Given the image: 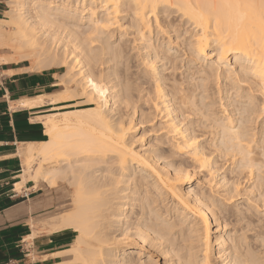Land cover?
<instances>
[{
    "label": "bare ground",
    "instance_id": "1",
    "mask_svg": "<svg viewBox=\"0 0 264 264\" xmlns=\"http://www.w3.org/2000/svg\"><path fill=\"white\" fill-rule=\"evenodd\" d=\"M8 3L6 17H0V49H9L14 55L0 57V63L29 62L23 70L33 72L65 67V72L54 73V85L65 86L66 90L75 86L69 91L71 95L88 102L86 107L45 115L41 124L47 139L27 142L17 153L23 158V168L16 189L31 180L35 190L50 192L60 187L71 192L70 209L42 220L50 234L64 230L76 233L68 252L54 254L70 257L52 264H264V252L252 250L246 234L232 237L231 243H227L230 238L222 234L220 220L229 212L221 209L223 204L213 201L210 204L203 194L196 192L190 185L191 172L175 159L180 154L185 156L209 177L221 168L206 150V133H200L193 124L188 95H181L183 82L178 87L176 79L164 74V69L157 65V60L168 59L173 72L178 68L177 57L171 58L178 53L172 52V38L166 43L160 40L173 30L179 32L177 27L193 26L185 28V33L192 31L187 67L201 62L203 65L214 57L204 71L205 81L211 82L210 86L204 85L205 91L226 95L235 90L246 97L245 104L240 105L237 101L236 105L232 102L225 105L220 99L225 117L218 126L223 127L220 138L226 152L238 150L239 166L254 174L255 168L260 170L264 166V121L257 133L252 130L251 133L247 124L254 114L260 111L262 114L255 92L264 96V0H8ZM122 12H133L130 17L137 35L135 41L142 43L143 62L150 69L147 76L154 81V107L165 112L163 134L158 135L161 138L142 149L134 146L135 137H129L135 127L131 125L132 118L126 116L130 119L126 121L118 109L119 115L115 112L116 103L119 100L123 105L120 100L131 92L132 84H127L120 97V90L116 89L119 85L104 81L100 77L103 73L97 74L98 77L90 70L91 66H97L102 53L93 43L97 39L95 33L100 35L103 49L114 51L113 58L118 61L122 52L112 47L111 40ZM173 16H178L175 23L174 18L170 21ZM85 24L89 29L82 30ZM125 34L120 33V42ZM232 57L234 66L230 67ZM117 71L103 76L109 78ZM64 92L43 93L10 104L31 109L49 104L56 108L69 99ZM210 105L207 103L205 107L210 109ZM232 105L240 114L237 122L229 115L231 112L227 114ZM143 115L140 114L139 120H144ZM256 140L259 149L253 151L250 144ZM167 157L172 159L166 160ZM261 183L256 181L257 186ZM239 185L234 182L233 188L238 190ZM258 207V203H247L248 211ZM189 215L196 225L202 224L203 241L190 248L181 244V248L176 247L175 219L183 223ZM33 232L28 238L36 236L37 232ZM157 257L163 258V263Z\"/></svg>",
    "mask_w": 264,
    "mask_h": 264
},
{
    "label": "rangeland",
    "instance_id": "2",
    "mask_svg": "<svg viewBox=\"0 0 264 264\" xmlns=\"http://www.w3.org/2000/svg\"><path fill=\"white\" fill-rule=\"evenodd\" d=\"M2 5H3V8H2V11L0 14V17L4 18V17H6L5 12L10 9V4L8 3V0H2ZM131 14H130V12L128 14H127V12L119 13V15H118V18L120 20L118 23L119 25L116 27V29L114 28L115 29L114 30L115 36L111 40V43H112L111 45H112V47L114 46V48H117L119 51L121 50V52H122L120 54V57H119L120 59L118 58V61H115L113 58L114 51L109 50V49H103L104 45L102 43V39L99 37L100 35L98 36L96 33L93 34L94 38L97 37V39H95V41L93 42L94 45H96L95 48L98 50V52L100 50H102V51H100L102 53L99 52L101 54L99 57L101 60L100 59L97 60L98 61V63H96L97 66H95V67L91 66L90 70L92 71V73L94 75H97V74L99 75V73H103L102 76H100V75L99 76L102 79H105L104 81H106V79H107V81H110L111 84L115 83V84H117V86L119 85L118 87H116V89L120 90L119 94L120 93L122 94L123 90H124V92H126L125 87L127 86V84L128 85L132 84L131 85V92L125 93V95H127L126 97H123L120 94V97L124 98V99L120 100V101H122L123 105L118 100V99H120V97L115 98L116 100H118V102L116 103V105L118 107L115 106V112L117 111L116 113L118 114V110H119L120 115L124 114L123 115L125 118L124 120H126V121H127V119L130 120L129 117L132 118L133 124L131 123V125H133L135 127H134V130H131L129 137L130 136L133 138L135 137L134 138V140H135L134 146L138 147L137 149H139V147H140V149H142L143 147L148 146L150 144L149 142H153L156 138H161L159 136H160V134H163V131H162L163 129L161 130V127L164 125L163 122H165V117H164L165 112H164V110H161L162 108L154 107L153 99H155V96H156L155 95L154 81L151 79L150 75L147 76V73L150 74V71H149L150 69L143 62L145 52L141 48L142 43L139 42L138 39H137V41H135L137 38V35H135L136 33L134 32L135 28H133L131 26V23H132ZM159 16H162V14H159ZM176 17H178V16H175V17L173 16L172 19H170V21L172 20V22H173V20L175 19L174 20V23H175ZM185 28L191 29V28H193V26H191L190 24H185L182 27H177L178 30L180 29L179 32H176L173 30L170 34L162 35V38L160 40V41H164V43H166V41H168V38H172V39H170V41H171L170 46L173 47L172 52L178 51V53L171 55V58L177 57L176 63L178 65L177 66L178 68L173 72L172 68H170L171 65H170L168 59H165L163 61L157 60L158 61L157 65L160 67V69H162V70L164 69V74L169 76L171 79L172 78L176 79L177 82H175V83H177V86L179 85L178 83L183 82L182 83L183 86H182V84L180 86V88L182 87V89H180L181 95H182V93L188 95L187 101L189 102V107H191V111H192L191 117L193 118V124L198 126L200 133H202V132L206 133V137L204 136L205 144H206V148H207L206 150H208L211 153L212 159L217 161L218 165L221 168L219 170V173H216L214 175L215 177L212 176L213 177L212 178V177H209L206 174V172H201V171H199L198 168H195L192 165V163L189 161V159L186 158L185 156H181V154H180L178 156H175V159L179 160V162L182 163L183 167H185V169H188L189 172H191V176L189 177L190 178V185L196 192L203 194L206 197V200L210 204L212 201L215 202L216 204H223L221 209L223 211L226 210V212H229V214L226 213L227 216L225 218L220 220V222L223 223V227L221 228V230L223 229L222 234L224 236L230 238V239L228 238L229 241L227 243L230 242L232 237L235 238L236 236H239V235L242 236L243 234H246V236L249 237L248 241H250L251 249L253 247L252 250H254L255 252H264V241H263V239H264V166L260 170L255 168L254 174L249 173L248 170L245 168L243 169V167L241 168L239 166L241 155L238 153V150H234V151L232 150V151L226 152V148H225L224 144H222L221 138H220V136H221L220 134H222L221 130L223 129V127L218 126V125H221V123H222L221 120H223V118L225 117V113L223 112L224 107H222L220 105V99L222 102L225 103V105L227 102H228L227 104L232 102L231 104H233V105H236L237 103L240 105L241 103L245 104L244 101L246 100V97L244 98L242 96L243 94L239 95L240 93H237L235 90H231L226 95L225 94L220 95L218 93L215 94V92H213V90H212L213 93L210 91H205L204 85L206 83H208V81H205V78L203 77L204 71L207 70L208 64L211 61L215 60V58L213 57V58L207 59L203 65L201 62L199 64H197V63L191 64V66L187 67L188 59H189V51H188V49H189V45H188L189 44V36H190V33H192V31L185 33ZM81 29L82 30L89 29L88 24L82 25ZM124 31L126 34L124 36L123 41L120 42V33H122V32L124 33ZM125 40H129V41L125 42ZM117 43H122L124 45L123 49L121 47L122 44L121 45L119 44L121 48L120 47L118 48L119 45L117 46ZM125 43H127V45ZM124 49H125L126 53L124 52ZM13 55H14V53H12L11 50H9V49H5V50L0 49V57H5V56L10 57ZM111 57H112V59H111ZM23 63L26 65L29 64V62H23ZM117 63H119V64H117ZM162 63H165L166 66H163ZM228 65L230 67L234 66V58L233 57L230 58ZM128 67L130 70H128ZM116 68L119 71H117V74H114L115 76L111 75V77H109V78H106V76H103L107 72L112 73L114 71V69L117 70ZM66 70H67V68L59 66L57 68L55 67L54 69L44 70L42 72L63 73ZM110 71H112V72H110ZM143 76H144V78H143ZM142 79L146 82V84ZM55 80L56 79L54 78L52 80V83H54ZM224 82H222V84ZM210 84H211V82L208 83V86H210ZM63 85H65V84H63ZM73 86L74 85L72 84L71 87H73ZM73 88H71V90H69V89L66 90L65 86L61 87V86H57V85H52L51 87H48L47 92H55V91L64 90L65 92L63 93V95L69 96L68 97L69 99H67L66 101L63 102L66 104H63L61 106H57L56 108H53V107L51 108L49 104H46L44 107L37 109L39 112H37L36 114L40 115V116L37 117L36 120L40 121V126H42L43 131H44V127L41 124V121L45 117V115L52 114L54 111H60V110H64V109H75V108H79V107L88 106V104H87L88 102L84 101V100H86L85 98L79 97V96L78 97L72 96L73 93H71V92H72ZM69 91H71V92H69ZM66 92H68V94H70V95H68ZM124 92H123V94H124ZM128 94H130L132 96L129 95L130 97H128ZM255 94H257V96L259 97L258 106L259 105L264 106V96L262 94H260L259 92H255ZM203 96H205L207 98L202 99ZM147 97L150 100L152 98L151 101L149 100V103L148 102L146 103V100L148 99ZM215 99L217 100V102L215 103V105H213V102L216 101ZM235 101H237V103H235ZM125 103L128 107H126ZM207 103H208V105L212 103L213 107H212V105H210L209 106L210 109H207L205 107V104H207ZM233 105L228 107L227 114L229 112H231V114H229V115L231 117H233L234 120L237 122L240 114L238 113L236 108H234ZM262 106H261L262 114L260 113L261 111L258 112L259 114H261L260 116L258 113L254 114V116L252 117V122L247 124L249 130L250 131L252 130L253 133H257L260 130V128L262 126L261 125L262 121H264V111H263L264 107H262ZM134 111L136 114L135 116L133 115ZM42 114L44 116H42ZM140 114H141V116H142V114H144L143 117L147 116L146 118L144 117L143 121L140 119L142 123L139 120ZM126 116H129V117H126ZM235 121H234V124H236ZM137 123H138V125H137ZM244 125H246V124H244ZM220 127H222V128L220 129ZM159 129H160V131H159ZM252 131H251V133H252ZM46 139H47V136L43 132L42 135L37 138V142L44 141ZM250 145H251L250 146L251 150L257 151L256 149L259 147V142H258V140H256L254 143L252 142ZM26 146H27V144L23 143V144H21L20 147L23 148ZM167 146H168V148H172L170 145H167ZM172 150H173V148H172ZM22 159L23 158H21V162L23 165ZM165 159L171 160L172 157H167ZM36 163L37 162L34 163L35 167H36ZM22 168H23V166L21 167V169ZM222 176H223V178H222ZM256 181L262 182L261 185L257 186ZM234 182L240 183L238 190H235L233 188ZM71 188H72V186H71ZM228 188H232V189H228ZM32 190H34V193L30 197H32V196L43 197L44 200L49 202L48 207L43 212V214L32 220L34 222V224L31 222L32 227L34 225L33 231L37 232L35 234H38V232H47L48 230L46 227H44L43 221L48 219V217L50 215L60 213V212H62V210L65 211L67 209H70L69 207H71V202H70L71 200L69 197H71V195H70L71 192L69 193V191H70L69 189H68L69 190L68 191L67 189L65 190V189L60 188V187L57 189L51 190L50 192H48V190H45L42 188L36 189V190L33 188ZM230 195H232V196H230ZM64 197H66V198H64ZM248 201L252 202L254 204L258 203V205H259L258 210H255V211L251 210L252 212L248 211L249 210V209H247ZM68 203H70V204H68ZM175 221L177 223V225L174 228V231L176 232L175 237L177 240L176 241L177 244L175 245L176 247L178 245L181 248V246H180V244H181L183 246H187L190 248V247L194 246L195 244L197 245V243L199 244V242L201 243V241H203L202 224L198 223V225H196V223H195L196 220L194 219L193 216L189 215L188 219L185 220V222H183V223L179 222V218H176ZM69 231L71 233V240L68 242L67 246L64 247L66 252H68L67 248L71 247L72 242H73L75 235H76V233L73 230H69ZM186 240H188V241H186ZM178 242H179V244H178ZM184 251H185V249H184ZM66 257H70V256H65L64 258L58 257L55 260V262L62 261ZM157 259H158L159 263H163V258L157 257Z\"/></svg>",
    "mask_w": 264,
    "mask_h": 264
},
{
    "label": "crops",
    "instance_id": "3",
    "mask_svg": "<svg viewBox=\"0 0 264 264\" xmlns=\"http://www.w3.org/2000/svg\"><path fill=\"white\" fill-rule=\"evenodd\" d=\"M2 8L0 0V14ZM26 66L24 63H0V264L10 258L20 259L24 264H52L58 258L54 255L56 251L65 250L71 240L69 230L52 234L38 232L32 239L28 238L33 232L30 223L43 214L49 202L43 197H30L34 193L31 180L16 189L22 170L17 153L21 144L37 142L43 128L36 120L40 116L36 114L37 109L11 104L48 93L55 77L51 72L23 70Z\"/></svg>",
    "mask_w": 264,
    "mask_h": 264
},
{
    "label": "built area",
    "instance_id": "4",
    "mask_svg": "<svg viewBox=\"0 0 264 264\" xmlns=\"http://www.w3.org/2000/svg\"><path fill=\"white\" fill-rule=\"evenodd\" d=\"M0 79H2V74L0 73ZM4 264H24L20 259L10 258Z\"/></svg>",
    "mask_w": 264,
    "mask_h": 264
}]
</instances>
